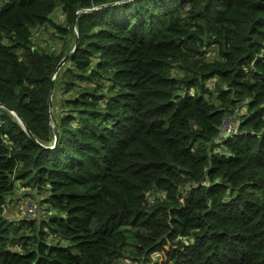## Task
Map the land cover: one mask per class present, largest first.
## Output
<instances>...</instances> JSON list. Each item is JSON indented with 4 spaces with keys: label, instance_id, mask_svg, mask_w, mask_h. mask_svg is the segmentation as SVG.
I'll return each mask as SVG.
<instances>
[{
    "label": "trees",
    "instance_id": "1",
    "mask_svg": "<svg viewBox=\"0 0 264 264\" xmlns=\"http://www.w3.org/2000/svg\"><path fill=\"white\" fill-rule=\"evenodd\" d=\"M150 263L264 264V0H0V264Z\"/></svg>",
    "mask_w": 264,
    "mask_h": 264
},
{
    "label": "rangeland",
    "instance_id": "2",
    "mask_svg": "<svg viewBox=\"0 0 264 264\" xmlns=\"http://www.w3.org/2000/svg\"><path fill=\"white\" fill-rule=\"evenodd\" d=\"M53 19L56 21H60L61 14L60 10L57 9L52 16ZM32 40L34 43V46L40 49H50V50H58L60 48V45L62 43V39L58 37V35L54 32V28L51 25L47 26H36L32 28ZM73 43L71 44L72 47ZM227 121L223 122V128H226ZM229 129V127H227ZM226 130V129H225ZM24 187V188H23ZM48 191H44L42 194L37 193L36 191H32L31 188L27 186L20 185V183H17L14 191L12 194L8 197V200L5 205V215L9 216L11 218H19V217H35L36 215H39L42 212L46 211V202L42 201L39 202L38 195L40 194V197L46 195ZM26 196H29L28 199L25 201L23 200ZM22 199V201H21ZM29 201H32L33 204L35 202V206L33 208V212L31 214H27L24 210V204ZM156 258L157 262H164L165 256L162 253H158L154 256ZM157 263V264H158ZM151 264V263H150Z\"/></svg>",
    "mask_w": 264,
    "mask_h": 264
},
{
    "label": "water",
    "instance_id": "3",
    "mask_svg": "<svg viewBox=\"0 0 264 264\" xmlns=\"http://www.w3.org/2000/svg\"><path fill=\"white\" fill-rule=\"evenodd\" d=\"M98 7H99V6H93V7L89 8V9H78V10L75 12V15H74V18H73V26H74V24H75V19H76V15H77V12H78V11L92 10V9H96V8H98ZM73 32H74V45H73L72 49H71L68 53H66V54L60 59V61L58 62V64L56 65L55 70H54V73H53V75H52V77H51V90L53 89V85H54V76H55L56 71H57V70L61 67V65L67 60V58L69 57L70 53H71L72 51H74V49L76 48V45H77V34H76V31H75L74 27H73ZM49 104H50V101H49ZM1 105H3V104H1ZM3 106L6 107V108H8V109H9V110H10V111H11V112L17 117V119L19 120V122L21 123V125L23 126V128L28 132V134L31 136V138L34 139V136L31 134V132L29 131L28 127L25 125L24 121H23L22 118L16 113V111L13 110L12 108L8 107V106H5V105H3ZM53 132H54V134H53V143H52V145H49V146H44V145H42L43 147H49V148H52V147H54V145H56V143H57V141H58V137H59V132H58L57 126H56L55 124L53 125Z\"/></svg>",
    "mask_w": 264,
    "mask_h": 264
},
{
    "label": "built area",
    "instance_id": "4",
    "mask_svg": "<svg viewBox=\"0 0 264 264\" xmlns=\"http://www.w3.org/2000/svg\"><path fill=\"white\" fill-rule=\"evenodd\" d=\"M224 121H227L226 128L231 126L228 120H224ZM224 121H223V122H224ZM222 125H223V124H222ZM23 188H24V187H23ZM28 198H29V196H26V197L24 198V201H25L26 199H28ZM23 204H24V210H25V212H26L27 214L34 213V212H33V208H34V206H35V202H34V204H33L32 201H29V202H27V203H23Z\"/></svg>",
    "mask_w": 264,
    "mask_h": 264
},
{
    "label": "bare ground",
    "instance_id": "5",
    "mask_svg": "<svg viewBox=\"0 0 264 264\" xmlns=\"http://www.w3.org/2000/svg\"><path fill=\"white\" fill-rule=\"evenodd\" d=\"M73 27H75V26H73ZM75 29V28H74ZM223 127V126H222ZM223 129H226L227 131H230L231 130V126L229 127V129H227V128H223Z\"/></svg>",
    "mask_w": 264,
    "mask_h": 264
}]
</instances>
